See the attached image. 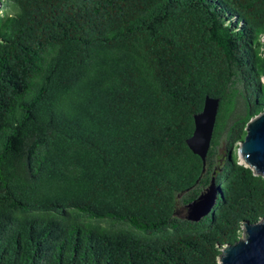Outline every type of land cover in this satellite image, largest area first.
Here are the masks:
<instances>
[{"label": "trees", "instance_id": "1", "mask_svg": "<svg viewBox=\"0 0 264 264\" xmlns=\"http://www.w3.org/2000/svg\"><path fill=\"white\" fill-rule=\"evenodd\" d=\"M263 39L264 0H3L0 264H221L264 216L237 152ZM207 96L204 165L187 140ZM212 186L208 215H177Z\"/></svg>", "mask_w": 264, "mask_h": 264}, {"label": "water", "instance_id": "2", "mask_svg": "<svg viewBox=\"0 0 264 264\" xmlns=\"http://www.w3.org/2000/svg\"><path fill=\"white\" fill-rule=\"evenodd\" d=\"M3 0H0V6ZM220 109V99L206 97L203 110L196 114L195 130L187 140L189 148L204 161L211 148L214 130ZM247 134L239 143V156L242 163L254 170L257 175L264 177V110L252 118L247 124ZM202 194L192 202L191 215L187 218L198 221L208 215L216 202V192ZM206 204L204 209L201 207ZM221 264H264V216L256 222H246L242 236L233 244L226 245L220 257Z\"/></svg>", "mask_w": 264, "mask_h": 264}, {"label": "rangeland", "instance_id": "3", "mask_svg": "<svg viewBox=\"0 0 264 264\" xmlns=\"http://www.w3.org/2000/svg\"><path fill=\"white\" fill-rule=\"evenodd\" d=\"M3 6V4L0 6V8ZM263 42H264V39H263ZM239 151V145H238V149H237V152ZM238 155H239V152H238ZM240 158V156H239ZM240 161L242 163V159L240 158ZM243 164V163H242ZM213 187V186H212ZM210 188L206 191V193H210L211 191H213L214 189L213 188ZM206 206V204H204L201 209H204ZM192 213V208L190 206H183L181 203H179L178 205V211H177V215L181 218H188Z\"/></svg>", "mask_w": 264, "mask_h": 264}]
</instances>
